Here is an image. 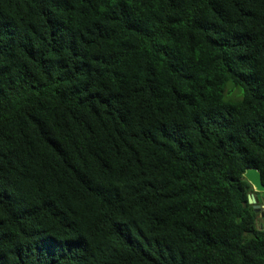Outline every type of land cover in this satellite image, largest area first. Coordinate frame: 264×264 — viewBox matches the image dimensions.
Returning <instances> with one entry per match:
<instances>
[{"label": "trees", "instance_id": "1", "mask_svg": "<svg viewBox=\"0 0 264 264\" xmlns=\"http://www.w3.org/2000/svg\"><path fill=\"white\" fill-rule=\"evenodd\" d=\"M252 167L264 0H0V264H264Z\"/></svg>", "mask_w": 264, "mask_h": 264}, {"label": "water", "instance_id": "2", "mask_svg": "<svg viewBox=\"0 0 264 264\" xmlns=\"http://www.w3.org/2000/svg\"><path fill=\"white\" fill-rule=\"evenodd\" d=\"M243 177L252 185L255 192L264 191V185L262 183L261 174L256 168H247L243 172ZM248 202L252 204L256 210H260L264 207V205L261 206L256 202V198L253 193L248 196Z\"/></svg>", "mask_w": 264, "mask_h": 264}, {"label": "flooded vegetation", "instance_id": "3", "mask_svg": "<svg viewBox=\"0 0 264 264\" xmlns=\"http://www.w3.org/2000/svg\"><path fill=\"white\" fill-rule=\"evenodd\" d=\"M264 192V191H263ZM264 200V198L260 195H257L256 202L261 203ZM261 205V204H259ZM264 205V204H262ZM258 222L260 223V227L264 228V207L258 210Z\"/></svg>", "mask_w": 264, "mask_h": 264}, {"label": "rangeland", "instance_id": "4", "mask_svg": "<svg viewBox=\"0 0 264 264\" xmlns=\"http://www.w3.org/2000/svg\"><path fill=\"white\" fill-rule=\"evenodd\" d=\"M255 198H257V195H255ZM259 223V222H258ZM258 226L260 227V223L258 224Z\"/></svg>", "mask_w": 264, "mask_h": 264}]
</instances>
